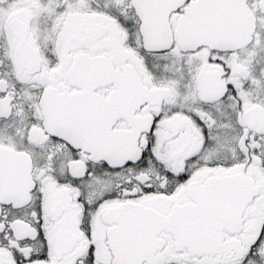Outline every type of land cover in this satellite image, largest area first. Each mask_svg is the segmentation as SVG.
<instances>
[{
  "label": "snow or ice",
  "instance_id": "6c2138e0",
  "mask_svg": "<svg viewBox=\"0 0 264 264\" xmlns=\"http://www.w3.org/2000/svg\"><path fill=\"white\" fill-rule=\"evenodd\" d=\"M0 264H264V0H0Z\"/></svg>",
  "mask_w": 264,
  "mask_h": 264
}]
</instances>
